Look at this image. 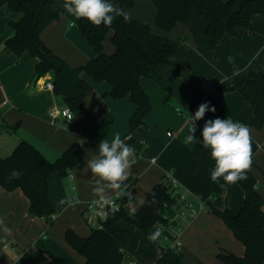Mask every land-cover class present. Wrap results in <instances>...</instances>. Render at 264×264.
Listing matches in <instances>:
<instances>
[{"label":"crops","instance_id":"0c3cea01","mask_svg":"<svg viewBox=\"0 0 264 264\" xmlns=\"http://www.w3.org/2000/svg\"><path fill=\"white\" fill-rule=\"evenodd\" d=\"M238 2L242 0H237ZM158 8L153 0H135L129 8L131 16L151 26L153 32L173 42L177 54L169 65H160L152 77H142L140 83L151 100V109L144 124L131 130L130 119L135 104L129 95L114 98L108 81L94 83L93 90L85 97L74 118H53L55 107L66 105L62 95L46 87L53 74L35 77L36 57L25 52L18 61L7 46L13 36L10 22L18 13L7 4L0 6V157L9 155L19 141L27 140L54 161L73 143L81 142L85 148L83 159L63 175L54 171L49 176L50 199L60 211L52 223L45 218L29 215V198L21 188L6 190L0 185V217H3L10 233L0 231V264H46L55 261L63 264H84L85 257L66 240L67 228L87 236L92 225L85 218V209L93 193L94 180L85 167V161L95 154L102 139L111 141L116 134L121 138L131 132L141 144L135 149L137 163L133 165L128 179L133 195L128 206L140 209V200H145L152 187L169 179L180 194V200L206 204L207 211L195 218L180 220L179 210L169 207L165 216L172 222L163 226L160 242H151L148 233L139 231L140 244L126 262L138 260L153 264L164 248H177L182 254L179 264H224L217 254L222 250L244 255L245 245L227 227L222 217L209 211L210 205L217 209L237 212L245 197L239 184L226 185L211 180L214 161L210 150L197 142L185 145L191 123L187 113L194 116L198 106L207 102L210 92L223 94L222 102L215 113L208 111L203 119L195 122L198 141L205 121L226 119L240 121L250 126L254 110L238 91L227 90L233 78L249 70L264 71V13L252 17L253 30H239L240 35L226 33L224 40L215 47L209 43L204 14L194 12L189 24L178 22L172 29L163 30L157 25ZM73 19L65 12L52 21L41 33L42 40L69 65L78 66L97 55L93 45L76 27L66 30V23ZM113 31L104 40V51L112 54ZM185 108L178 113L176 106ZM209 107H211L209 105ZM251 127V126H250ZM254 164L251 171L260 182L259 192L264 197V127H251ZM168 132H172L169 135ZM73 178L69 184L68 178ZM70 187H75V196L80 203L75 207L59 205ZM116 195L112 193V196ZM209 196H214L209 200ZM66 209V210H65ZM93 216V214H90ZM130 226V225H127ZM46 235V238L41 236ZM167 237V239H164Z\"/></svg>","mask_w":264,"mask_h":264},{"label":"trees","instance_id":"16d2710c","mask_svg":"<svg viewBox=\"0 0 264 264\" xmlns=\"http://www.w3.org/2000/svg\"><path fill=\"white\" fill-rule=\"evenodd\" d=\"M158 8L156 22L163 30L172 29L178 22L189 24L194 12L204 14L207 19L205 33L211 46L224 40L226 33L240 35L239 30H253L252 17L264 13V0H153ZM120 8L129 12L135 0H112ZM7 4L18 13V18L10 22L14 34L7 39V46L18 61L27 51L36 57L35 77L48 72L53 74L54 91L63 96L66 105L77 112L85 97L93 90L94 83L108 81L114 98L129 95L135 104L130 119L131 130L144 124V118L151 109V100L142 87V77H152L160 65H169L177 54V46L163 35L153 32L151 26L133 18L124 22L117 17L110 27L92 25L84 19L78 20L82 35L93 45L97 55L86 63L71 66L57 55L43 40L41 33L65 10L62 0H0V6ZM113 31L112 54L104 51V40ZM229 91L240 92L251 104L254 117L251 127H264V71L249 70L232 79ZM212 107L218 106L223 94L210 92L206 96ZM1 129V126H0ZM127 143L134 149L141 144L131 132ZM85 148L81 142L71 144L56 160L48 159L33 143L27 140L18 142L14 150L0 157V185L6 190L21 188L29 198V215L45 218L49 223L55 220L60 209L50 199L49 176L54 171L67 174L84 157ZM12 170L23 173L19 179H9ZM247 179L238 183L245 191L241 208L220 210L210 205L209 211L218 214L234 236L245 245L244 255L222 250L217 257L224 264H264V197L253 189L257 183L255 174L250 171ZM166 180V179H165ZM156 183L147 193L145 203L129 215L127 197H119V211L108 215L101 226L93 227L89 235L83 236L73 228H67L66 240L85 257L84 264H143L138 260L126 262L133 256L140 244L139 231L148 233L154 225H170L165 216L169 207L181 208L185 200L169 179ZM134 180L127 179L130 186ZM152 193H155L153 197ZM155 199V203L152 200ZM130 225V226H127ZM182 254L177 248H164L161 256L153 264H179ZM46 264H63L47 262Z\"/></svg>","mask_w":264,"mask_h":264},{"label":"clouds","instance_id":"9594fccd","mask_svg":"<svg viewBox=\"0 0 264 264\" xmlns=\"http://www.w3.org/2000/svg\"><path fill=\"white\" fill-rule=\"evenodd\" d=\"M62 7L69 19L65 25L66 30L75 28L77 25L75 21L84 19L94 26L99 27L101 24L110 27L117 17H122L124 22H131V14L128 11L120 8L114 4L112 0H62ZM178 113H185V108L181 105L176 106ZM211 111L215 113L214 106L209 107V102L202 103L198 106V110L194 116L187 113L188 121L191 123L189 134L185 137L183 143L185 145L201 143L202 147L210 150L211 159L214 161V166L211 170V180L219 183L222 179L224 183L220 184L221 188L226 185H233L239 181L246 180L247 173L251 171L254 164L252 129L240 121H233L230 118L221 119L217 117L212 120L205 121L200 135L202 140L195 136L196 128L195 122L204 118L205 113ZM129 135L121 138L116 134L111 141L102 139L98 148L88 160L85 161V167L90 171L91 175L95 177L93 193L96 197L93 204L99 205L101 208L107 207L114 214L119 211V205L112 199V193L118 197H127L129 204L132 203L133 195L128 191V184L126 183L131 174L133 165L137 163L136 151L130 146L127 141L131 140ZM23 173L18 170H12L9 179H19ZM73 178H68V183L71 184ZM253 189L260 190V182L257 181L253 185ZM75 187H70L68 194L59 200V205H66L67 207H75L80 203ZM155 197V193H152ZM214 196H209V200ZM155 199L152 203H155ZM143 204L145 201L140 200ZM66 210V209H65ZM136 209H130L129 215L134 217ZM199 211H207L203 202L199 203ZM197 211L193 209L192 216H197ZM155 231L148 236L151 242H160L163 235V226L156 227ZM0 231L10 233L3 217H0ZM43 238H46L44 233H41ZM167 239V237H164Z\"/></svg>","mask_w":264,"mask_h":264},{"label":"built area","instance_id":"2783aa9c","mask_svg":"<svg viewBox=\"0 0 264 264\" xmlns=\"http://www.w3.org/2000/svg\"><path fill=\"white\" fill-rule=\"evenodd\" d=\"M46 87L49 89H54V84L52 79H47L46 83H45ZM50 114L53 118H57V117H63L65 118L67 121H71L74 118V111L68 106L65 105L64 107H55L53 109H51ZM2 118V112L0 111V119ZM169 135H172V132H168ZM119 197L117 195L112 196V199L118 204L117 199ZM96 197H93L91 200L88 201L87 206H86V210H85V218L88 220V222L92 225V227H99L102 224V221L106 219L107 215H108V209L107 207L101 208L99 205L93 204V200H95ZM186 208L184 207L185 205H183V207L181 206V208H179V218L180 220H185L188 217H193L192 216V212L193 209H195L197 211V213L199 212V207L197 208L194 203L191 202H187L186 201ZM183 208H185V210H183ZM90 214H93V216H91Z\"/></svg>","mask_w":264,"mask_h":264},{"label":"rangeland","instance_id":"374dc122","mask_svg":"<svg viewBox=\"0 0 264 264\" xmlns=\"http://www.w3.org/2000/svg\"><path fill=\"white\" fill-rule=\"evenodd\" d=\"M165 182H167V179L165 180ZM176 190H177V189H176ZM182 200H183V199H182ZM183 205H185L184 207L186 208V206H187V205H186V201L182 203V207H183ZM204 205H206V204H204ZM195 206L197 207V205H195ZM185 208H183V210H185ZM85 210H86V209H85ZM198 213H199V212H198ZM188 218H193V217H188ZM188 218H187V219H188ZM187 219H186V220H187Z\"/></svg>","mask_w":264,"mask_h":264}]
</instances>
